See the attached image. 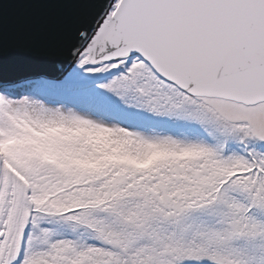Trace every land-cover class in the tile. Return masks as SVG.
I'll list each match as a JSON object with an SVG mask.
<instances>
[{
  "label": "snow or ice",
  "instance_id": "6c2138e0",
  "mask_svg": "<svg viewBox=\"0 0 264 264\" xmlns=\"http://www.w3.org/2000/svg\"><path fill=\"white\" fill-rule=\"evenodd\" d=\"M0 264H264V0H0Z\"/></svg>",
  "mask_w": 264,
  "mask_h": 264
}]
</instances>
